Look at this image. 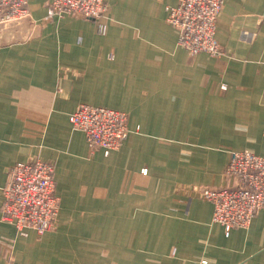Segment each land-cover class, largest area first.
Instances as JSON below:
<instances>
[{
  "label": "crops",
  "instance_id": "obj_1",
  "mask_svg": "<svg viewBox=\"0 0 264 264\" xmlns=\"http://www.w3.org/2000/svg\"><path fill=\"white\" fill-rule=\"evenodd\" d=\"M105 1L95 20L29 0L0 24V188L39 157L61 199L42 235L0 220V264H264V210L227 236L199 193L228 185L229 150L264 151V0H224L218 56L178 44L179 0ZM82 103L129 114L118 150L90 151L69 120Z\"/></svg>",
  "mask_w": 264,
  "mask_h": 264
},
{
  "label": "built area",
  "instance_id": "obj_2",
  "mask_svg": "<svg viewBox=\"0 0 264 264\" xmlns=\"http://www.w3.org/2000/svg\"><path fill=\"white\" fill-rule=\"evenodd\" d=\"M28 2L0 0V24L28 17ZM223 5L224 0H179L166 6L167 21L178 31V44L189 54L224 53L216 36ZM107 6L105 0H49V13L98 20ZM106 28L105 23L99 24L100 32L104 33ZM69 120L75 130L86 135L92 153L103 150L109 155L118 150L131 131L126 111L105 106L82 103L70 113ZM229 152L225 171L230 180L228 185L199 190L213 204L212 220L224 227L227 236L235 228H247L254 216L264 210V151ZM0 190L3 194L0 220L14 224L20 234L28 235L29 230H34L42 235L54 227L61 199L55 192L53 163L39 157L17 162Z\"/></svg>",
  "mask_w": 264,
  "mask_h": 264
},
{
  "label": "rangeland",
  "instance_id": "obj_3",
  "mask_svg": "<svg viewBox=\"0 0 264 264\" xmlns=\"http://www.w3.org/2000/svg\"><path fill=\"white\" fill-rule=\"evenodd\" d=\"M227 130L225 131V135H226V137L229 139V141L230 142H234V141H236V140H242L243 139V136L245 135L244 133H242V134H238V133H235V131H234V126L233 125H230V126H227ZM216 130L217 129V126H211L210 127V133H211V135L213 134V133H217V132H214L213 130ZM210 143H211V146H216L217 148H219V145H222L221 143H223V142H219V141H210ZM235 150H241V149H235ZM9 177V176H8ZM55 227V226H54Z\"/></svg>",
  "mask_w": 264,
  "mask_h": 264
}]
</instances>
